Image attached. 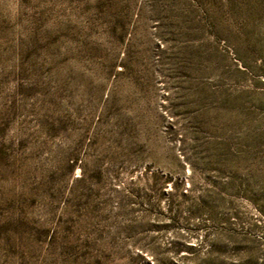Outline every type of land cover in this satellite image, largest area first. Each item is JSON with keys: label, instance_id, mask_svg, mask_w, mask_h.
<instances>
[{"label": "rangeland", "instance_id": "rangeland-1", "mask_svg": "<svg viewBox=\"0 0 264 264\" xmlns=\"http://www.w3.org/2000/svg\"><path fill=\"white\" fill-rule=\"evenodd\" d=\"M0 264H264V0H0Z\"/></svg>", "mask_w": 264, "mask_h": 264}]
</instances>
